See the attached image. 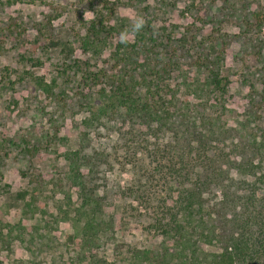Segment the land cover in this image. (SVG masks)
Returning a JSON list of instances; mask_svg holds the SVG:
<instances>
[{"label": "trees", "instance_id": "16d2710c", "mask_svg": "<svg viewBox=\"0 0 264 264\" xmlns=\"http://www.w3.org/2000/svg\"><path fill=\"white\" fill-rule=\"evenodd\" d=\"M153 1L162 8L149 11L144 5L139 10L149 17L134 22L119 13L116 0L40 1L46 8L34 27L40 42L69 5L79 14L83 31L77 43L83 52L99 56L118 38L103 66L82 71L79 84L94 90L77 91L86 115L77 126L78 146L65 153L68 169L57 180L68 188L52 217L61 214L76 243L56 254V237L47 228L52 223L43 231L6 223L0 242L9 247L17 241L26 253L12 264H115L102 254L112 236L113 207L125 194L157 186L161 194L150 207V226L160 236L159 246L130 249L125 264H264V128L250 127L247 110L237 119L230 113L224 65L228 44L238 37L254 42L261 55L264 4L189 1L184 12L195 15L193 21L202 24L204 9L221 3L215 16L239 27L231 36L211 29L205 40H220V47L189 53L194 45L203 50V42L195 43L186 32L172 36L162 24L170 0ZM86 11L91 17L85 20ZM177 71L194 74L174 76ZM115 163L130 165L136 185L109 199L104 176ZM46 251L48 259L42 257Z\"/></svg>", "mask_w": 264, "mask_h": 264}, {"label": "rangeland", "instance_id": "374dc122", "mask_svg": "<svg viewBox=\"0 0 264 264\" xmlns=\"http://www.w3.org/2000/svg\"><path fill=\"white\" fill-rule=\"evenodd\" d=\"M40 1L0 0V228L6 233V223L19 222L27 230L37 227L43 231L45 223L50 222L47 228L56 237L57 254L59 250L72 249L76 243L69 223L62 220L61 214L56 219L52 214L55 203L64 202L62 189L68 188L64 182L59 186L57 181L68 169L65 153L78 146L77 126L86 115L81 106L84 99L77 91L87 92L88 88L79 84V79L83 69L104 65L103 60L109 56L118 36L109 40L99 56L83 52L77 43L78 33L83 31L79 14L69 5L51 21L45 40L40 42L34 29L46 11ZM116 1L120 3L119 13L132 22L141 16L149 17L139 10L144 5H150L149 11L162 8L153 0H138L133 4L127 0ZM189 1L170 0L164 7L168 13L162 23L175 38L186 32L195 43L203 42V50L194 45L188 48L189 53H212L220 47V40L213 43L205 40L211 29H219L220 34L229 33L230 36L239 32L237 25H228L221 16H215L221 3L218 7L204 9L201 24L193 21L195 15L184 12ZM245 1L252 2L251 8L258 3L264 4V0ZM83 15L85 20L91 17L89 11ZM221 37L223 40L229 38ZM127 38L132 36L129 34ZM233 40L227 46L224 63L229 69L228 109L236 119L246 110L251 112L250 127L253 130L264 128V45L261 55L257 56L254 42L241 37ZM182 74L192 76L194 71H177L174 76ZM44 86L48 87L46 92ZM129 167L125 164L121 168L116 163L107 167L104 182L109 199L121 188L124 191L134 189L135 178L133 172L127 170ZM160 190L157 186L125 194L113 207L112 236L102 249L109 261L127 263L129 251L134 247L158 248L160 236L150 226V207L156 205ZM72 200H76L73 192ZM9 245L0 242V264H12L26 257L17 241ZM205 248L216 250L215 246ZM50 254L51 251H46L42 257L48 259Z\"/></svg>", "mask_w": 264, "mask_h": 264}, {"label": "clouds", "instance_id": "9594fccd", "mask_svg": "<svg viewBox=\"0 0 264 264\" xmlns=\"http://www.w3.org/2000/svg\"><path fill=\"white\" fill-rule=\"evenodd\" d=\"M137 27H140V24H137Z\"/></svg>", "mask_w": 264, "mask_h": 264}]
</instances>
